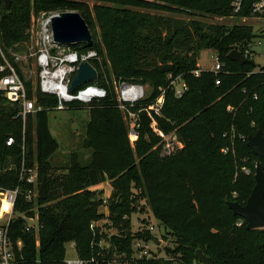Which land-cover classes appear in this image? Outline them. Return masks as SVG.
I'll return each mask as SVG.
<instances>
[{
  "label": "trees",
  "instance_id": "1",
  "mask_svg": "<svg viewBox=\"0 0 264 264\" xmlns=\"http://www.w3.org/2000/svg\"><path fill=\"white\" fill-rule=\"evenodd\" d=\"M92 1L99 4L91 8L74 0L33 3L38 14L78 12L89 25L93 41L70 45L71 49L96 50L103 59L94 64L98 72L95 84L107 90V97L90 105L73 102L67 106L89 111L84 141L89 159L82 163L74 156L66 172L58 175L52 159L59 143L49 126L57 98L38 86L34 90L14 61V54L30 42V0H12L10 11L0 0V66L5 59L12 62L25 82L28 97L43 108L28 121L27 143L28 159L37 161L39 180L47 181L48 197L38 200V236L25 231L23 220L13 225V238L23 242L16 264H64L68 243L74 244L79 257L100 261L115 252L129 254L136 238L154 239L147 228L131 232L134 188H142L149 210L173 238L175 247L167 248L166 254L179 264H200L196 259L199 249L213 264H264V229L248 230L247 223L227 205H245L255 187L258 161L264 169V159L254 155L247 142L257 132L264 136V66L255 62L240 65L228 58L234 49L243 51L257 35L251 26L209 24L198 18H250L247 3L234 15L233 0ZM161 12L177 16L158 14ZM203 51L216 52L224 64L217 74L203 71L194 75L199 68L197 56ZM170 74L184 78L189 87L186 94L176 98L167 90L161 116L139 113L140 106L149 105L167 88ZM120 81L140 83L151 90L140 106L131 109L137 116L133 126L138 138L134 142L129 137L132 124L117 102L116 84ZM17 115L16 105L0 92L3 165L21 154L22 121ZM154 121L164 133L175 132L183 148L171 156L162 155ZM8 137L16 140L14 146L7 145ZM243 167L249 168L250 174L243 172ZM109 181L112 191L104 203L102 192L91 188ZM103 206H108V222L119 236L109 237L101 228L96 233L90 230L92 222L105 217ZM32 207L23 204L21 209ZM34 214L27 213L30 217ZM101 242L110 248L102 249ZM138 264L165 263L141 260Z\"/></svg>",
  "mask_w": 264,
  "mask_h": 264
},
{
  "label": "built area",
  "instance_id": "2",
  "mask_svg": "<svg viewBox=\"0 0 264 264\" xmlns=\"http://www.w3.org/2000/svg\"><path fill=\"white\" fill-rule=\"evenodd\" d=\"M249 7L250 18L264 20V0H233V14H239L244 8ZM60 12L40 13L37 23V50L30 56L35 58L38 68V87L49 95L57 98L56 111H62L70 103L80 102L84 105H90L96 100L107 97V90L95 83H89L79 88L76 92H70V84L74 75L77 73L81 63H90L94 68L95 63H102L103 59L96 50L78 52L71 49L70 46H62L54 41L52 31V19L58 16ZM253 42L249 43L242 55L247 59H252ZM237 50V49H236ZM239 51V50H238ZM15 60H19L14 55ZM224 64L217 58L214 66L208 69L199 67L194 71L195 76H200L203 71L218 73L222 70ZM96 69V68H95ZM0 72L4 76L0 78V92H3L8 100L16 105L18 115L22 121V142L20 145V157L17 160L12 159L6 165L0 162V264H16L18 254L21 251L23 242L21 239L13 238V225L19 221H25V231H34L38 236L40 231L39 220L37 215L38 200L41 182L39 180V166L36 160L30 162L28 159V121L31 117L42 111V107L36 105L35 98H29L24 80L21 78L16 66L5 59L4 64L0 66ZM217 81V85H219ZM147 86L140 83L120 81L116 84V95L119 109L123 112L126 119L132 124L129 129V137L132 142L138 138V133L133 126L137 123L136 113L132 108L148 98ZM189 87L182 76H168V86L162 89L161 94L156 100L149 105L140 106L138 112L147 113L150 117L161 116L165 104L166 91H171L176 98L183 97ZM257 98V97H255ZM232 111L233 108H229ZM152 127L155 133L160 137L162 142V155L171 156L183 148V145L175 132L164 133L156 126L154 121ZM232 136L234 131L232 129ZM244 139V137H242ZM7 145L12 147L16 140L8 137ZM229 150L226 149L225 153ZM246 161V160H245ZM243 172L250 174L246 167L242 168ZM107 201H104L106 203ZM23 204H32L33 207L28 210L21 209ZM33 212L34 216L30 217L27 213ZM124 219H128L125 216ZM109 226L111 224L106 221ZM100 221H94L90 225V230L96 233L97 229L102 228ZM238 226L242 222L237 223ZM105 232V231H104ZM119 236V233L108 234ZM155 241V240H154ZM157 242V241H156ZM104 250L110 248L100 244ZM157 250H151L148 240L136 238L131 243V251L127 253H114L111 257L103 256L102 259L95 257L81 258L78 255L68 258L66 256L64 264H138L141 260H162L165 264H179L172 256L162 253V247L157 245Z\"/></svg>",
  "mask_w": 264,
  "mask_h": 264
},
{
  "label": "rangeland",
  "instance_id": "3",
  "mask_svg": "<svg viewBox=\"0 0 264 264\" xmlns=\"http://www.w3.org/2000/svg\"><path fill=\"white\" fill-rule=\"evenodd\" d=\"M12 1V0H11ZM35 0H30L31 4V18H30V42L21 47V50L14 55L19 57V60H14L18 63L19 70L22 77L26 81H31L33 89L35 90L38 86V68L35 62V58L30 56L34 54L37 50L38 34H37V23L40 14L35 12L33 8V3ZM79 2H84L90 5L92 8L94 5L99 4L92 0H74ZM146 11V10H145ZM148 11V10H147ZM166 16H177L173 13H158ZM180 18H186L185 16H179ZM200 20L209 24H219L225 26L247 25L253 28V31L257 35V38L253 41L252 60L256 63L258 67L264 66V20L254 19V18H241L237 19L235 17H198ZM183 55L185 53H179ZM192 56V53L189 54ZM217 54L213 51H203L197 56V65L202 69H208L214 66L217 60ZM147 92L150 93L151 90L149 86L146 87ZM90 121V114L87 110H74L66 108L62 111H52L49 114V126L52 135L55 137L59 143V149L55 153L52 159L53 166L58 169L57 174L60 175L66 172V168L69 167L71 159L76 156L79 161L86 163L89 159V150L84 148V141L86 138L87 125ZM35 135V133H33ZM131 141V139H130ZM161 142V141H160ZM138 161V160H137ZM249 169V168H248ZM250 170V169H249ZM256 170V166H255ZM251 172V170H250ZM255 175V173H254ZM92 190V189H91ZM101 191V197L104 201H107L108 197L105 196L106 193L112 191L111 183L105 186L104 189L95 190ZM144 192L142 188H134L132 190V201L134 205V212L131 214V232L137 233L143 231L144 229H150L151 234H153L154 239L148 241L151 250L156 251L157 245L162 247V253L167 252V248H174L173 238L168 235L167 230L164 225L149 211L148 200L143 197ZM101 212L104 213L105 217L100 221V225H103L108 221L110 215L108 206H103ZM101 231H105L107 234L117 233V231L104 224ZM155 240V241H154ZM157 241V242H156ZM103 246L107 244L102 242ZM67 257L77 256L75 247L73 243H68L66 245Z\"/></svg>",
  "mask_w": 264,
  "mask_h": 264
},
{
  "label": "water",
  "instance_id": "4",
  "mask_svg": "<svg viewBox=\"0 0 264 264\" xmlns=\"http://www.w3.org/2000/svg\"><path fill=\"white\" fill-rule=\"evenodd\" d=\"M7 11L11 10V0H4ZM52 31L54 41L62 46L74 44H91L92 33L86 20L74 11L61 12L52 19ZM229 60L240 65L254 64L252 59L245 58L238 50H232L228 55ZM98 79L97 70L90 63H81L77 73L70 84V92L74 93L79 88L89 83H95ZM248 147L253 154L264 159V136L261 132L248 138ZM255 187L245 205L238 202H227L234 215L242 218L247 223L248 230L264 229V169L260 161L256 164ZM40 198L47 199V181L43 180L39 192ZM196 259L200 264H213L210 257L199 249Z\"/></svg>",
  "mask_w": 264,
  "mask_h": 264
},
{
  "label": "crops",
  "instance_id": "5",
  "mask_svg": "<svg viewBox=\"0 0 264 264\" xmlns=\"http://www.w3.org/2000/svg\"><path fill=\"white\" fill-rule=\"evenodd\" d=\"M107 184H109V182H105V183H102V184H100V185H97V186H95V187H92L91 189L92 190H100V189H104L105 188V186L107 185ZM111 194V191H110V193H106L105 194V196H109V195ZM150 211V210H149Z\"/></svg>",
  "mask_w": 264,
  "mask_h": 264
}]
</instances>
